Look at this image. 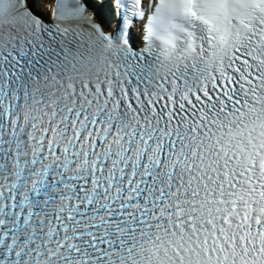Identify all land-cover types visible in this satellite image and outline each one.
<instances>
[{"label": "snow or ice", "instance_id": "6c2138e0", "mask_svg": "<svg viewBox=\"0 0 264 264\" xmlns=\"http://www.w3.org/2000/svg\"><path fill=\"white\" fill-rule=\"evenodd\" d=\"M0 264H264V0H0Z\"/></svg>", "mask_w": 264, "mask_h": 264}]
</instances>
